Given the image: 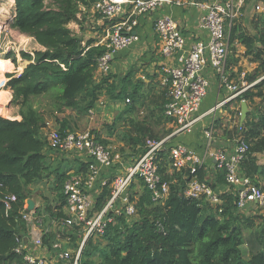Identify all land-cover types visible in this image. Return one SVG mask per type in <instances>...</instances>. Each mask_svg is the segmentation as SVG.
<instances>
[{
	"label": "trees",
	"instance_id": "1",
	"mask_svg": "<svg viewBox=\"0 0 264 264\" xmlns=\"http://www.w3.org/2000/svg\"><path fill=\"white\" fill-rule=\"evenodd\" d=\"M12 1L0 4L5 9L13 6V14L15 7L13 27L34 39L39 49L8 51L6 68L0 71V89L12 101L23 100L19 120L0 117V264H28L22 248L27 233L22 216L24 203L30 194L29 184L40 182L44 176H54L51 184L54 199L52 202L44 199L45 205L38 215L43 228L51 221L54 224L49 225L48 232L43 231L41 248L56 253L76 252L81 241L77 231L64 223L62 185L67 175L64 171L59 172L55 165L58 162L55 160L54 164L48 156L51 130L41 114L33 109L31 98L52 99L56 120L60 124L57 131L60 132H72L66 119L67 112L71 120L85 116L101 95L117 103L128 99L129 103L120 113L119 124L115 121L118 125L105 126L102 134L90 127L97 141L108 148L116 141L134 149L157 137L147 119H140L135 114L137 107L141 108L149 99L152 87L142 91L141 86L132 82H109V74L94 82L97 59L109 52L110 47L94 45L92 40L82 45V39L67 28L71 22L79 23L77 15L81 14V7L91 10L99 0ZM245 21L242 12L228 32L226 64L237 63V45H242L244 56L259 63L258 69L245 78L251 82L259 71L264 74V11L252 16L254 34H250ZM160 73L162 76L163 72ZM263 86L264 80L255 88L260 90ZM165 90L166 87L160 85L156 92L162 99L161 115L157 117L161 120H167L163 113ZM254 96L256 94L252 91L244 94L246 100ZM257 96H263L261 91ZM132 108L134 110L130 113ZM263 132L264 116L257 123H250L246 118L241 127L234 130L235 135L246 133L245 141L249 145L248 155L240 163V172L250 178L258 192L264 195V164L255 156L264 151V137L255 140ZM171 163L167 154H162V179L175 180L165 203H152L149 192L144 189L137 203L139 217H115L103 235L95 241L91 238L85 241L78 264H96L91 259L94 256L101 258L97 264H264V227L259 229L258 236L252 235L254 239L250 236L246 240L240 228V224L250 226L255 218H262L261 215L250 218L238 211L234 194H229L224 205L215 209L204 199L178 201L176 194L184 185V179L182 174L168 173L172 170L169 168ZM203 171L204 167L199 169L200 179ZM223 178L222 175L217 179L216 186L224 183ZM8 194L15 195L16 202L6 217L4 199ZM106 201V193H100L98 209ZM102 243H105L103 247L100 246Z\"/></svg>",
	"mask_w": 264,
	"mask_h": 264
},
{
	"label": "built area",
	"instance_id": "2",
	"mask_svg": "<svg viewBox=\"0 0 264 264\" xmlns=\"http://www.w3.org/2000/svg\"><path fill=\"white\" fill-rule=\"evenodd\" d=\"M257 1L254 11L256 13L264 11V0ZM246 2L247 0H214L208 5H202L199 25L207 33V40L191 43L186 51L184 50L185 41L178 30V25L171 17L159 16L153 21V29L160 39L162 57L177 63L163 66L161 68L163 75L160 78V85L166 87L163 95V113L170 122L172 131L164 138L146 140L125 172L116 174L111 179L99 180L98 185L109 190L108 199L101 209L97 210V203H94L89 191L98 180L99 166L109 167L118 164L121 162L120 155L112 148L100 144L91 128L77 132L51 131L50 145L54 149L61 153L77 152L90 161L87 163V174L71 175L62 185L64 223L77 231L81 241L76 252L70 250L57 252L56 259L59 263L78 264L85 241L88 238L103 235L115 217L123 216L127 219L139 217L137 203L142 194L139 193L136 197L133 192H130L134 179L149 192L152 203L161 205L165 203L175 180L162 179L160 157L164 153L172 162L169 164L172 170L168 173L182 174L184 179V185L176 194L178 201L204 199L212 206L219 202L211 185L198 176L199 169L203 166L201 157L183 144H175L172 140L179 135L191 134L203 117L211 115L216 109L232 100L237 99L239 104H245L244 94L256 84L246 81L231 84L225 75L228 32L232 26L236 25ZM128 3L133 7L130 14L136 16L160 11L172 1L99 0L94 6V11L102 18L115 21L108 38L112 52L129 49L135 40L131 33L134 22L130 21L129 17L123 16L124 7ZM176 5L181 3L176 2ZM178 51H182L179 57L176 56ZM111 59L110 52L98 57L97 70L101 75L110 73ZM206 68L213 76L215 75L219 85L229 91V95L207 113L202 114L201 106L210 86V80L205 75ZM126 102L129 101L126 100ZM204 138L209 147L212 142L211 129L204 131ZM248 151V143L241 139L232 153H227L223 149L206 152V157L213 160L216 170L223 175L225 183L234 187L235 205L237 210L243 213L251 205L255 209L264 207V195L258 192L257 186L250 178L240 174V163L247 157ZM0 187H2L1 184ZM15 202V195L5 196L4 216H8L11 205ZM30 205L35 208L31 202ZM30 205H28V211H25L24 205L22 215L28 235L39 232L42 228L41 217H32ZM25 260L28 264H46L43 260L32 256H25Z\"/></svg>",
	"mask_w": 264,
	"mask_h": 264
},
{
	"label": "crops",
	"instance_id": "3",
	"mask_svg": "<svg viewBox=\"0 0 264 264\" xmlns=\"http://www.w3.org/2000/svg\"><path fill=\"white\" fill-rule=\"evenodd\" d=\"M12 1V0H11ZM172 3L168 6L163 7L160 11L155 13L145 14V15H134L132 16L133 7L130 3L126 4L124 7L123 16L129 17L130 21L134 22L132 27V35L135 38L134 42L130 46L129 49L126 50H116L112 52L111 48L109 50L112 59H111V70L109 76L111 77L109 82L114 81L115 83H123V82H132L134 84H138L139 87L141 86V90L148 89L147 87H152L149 89V96H153L151 98L156 99L158 101L160 98L156 94L157 88L160 86V78L161 76V68L163 66H167L168 64H177L174 63L173 60L164 59L161 55L160 47V39L158 34L153 29V21L159 16H169L171 17L176 23L180 34L182 35L185 41V51L188 50L191 43L197 41L207 40V33L200 27L199 25V17L202 14L201 6L208 5L212 3L214 0H170ZM13 2V1H12ZM176 2H180L181 5H176ZM257 0H247L246 5L242 8L241 13L243 12V16L246 17L245 26L248 28L250 34H254L253 30V23L251 22L252 16L256 14L254 11V7L257 4ZM194 3V5H192ZM14 5V4H13ZM10 8L13 12V6ZM83 13L78 14L77 18L79 23L71 22L67 25V28L72 32V34L78 36L82 39L81 44L85 45L87 41L92 40L94 41V45H106L109 46L108 38L110 32L113 28V23L110 19L102 18L99 14L94 11V7L91 10L85 11L82 10ZM263 12V11H262ZM240 13V15H241ZM261 13V12H259ZM14 14H15V7H14ZM39 49L38 44L35 42L34 39L28 37V50H37ZM244 47L242 45H237L236 50V58L238 59L236 64H226V73L229 82L231 84H239L241 81L248 82L245 78L246 76L250 75L253 71L258 69L259 63L253 60L252 57H245L244 56ZM182 54V51L176 52V56L179 57ZM229 55V51H228ZM172 61V62H171ZM171 62V63H170ZM205 75L208 76L210 80V86L208 89V94L204 99L202 106H201V113H207L211 108H213L216 104L223 101L228 95L229 91L225 87H221L216 80L215 75L213 76L211 71L206 68ZM103 75L99 73L98 70L94 73V82L101 81ZM262 80H264V74L262 72H258L255 76L254 80L248 83H256L255 85L259 84ZM127 82V84H128ZM159 85V86H158ZM255 85L252 86L251 90L256 94L251 99L246 100V115L245 119L247 118L250 123H257L259 118L264 116V86L262 89L255 88ZM129 90H131L129 88ZM261 91L263 94L262 97L257 96V94ZM145 94V93H144ZM96 101L92 110L88 111L85 116L92 115V117L97 119V122H89V126L92 129L97 130L99 134L104 132V128L107 125H111L113 122L117 120V117L120 116V113L123 112L125 109L126 104L129 102L125 101L117 103L110 101L106 96ZM129 101V100H128ZM157 102V101H156ZM162 99L160 101L161 105ZM159 103V102H158ZM149 103L146 102L144 106L141 108L147 107ZM119 108V109H118ZM161 108V107H160ZM114 110L109 124H106L108 120V112L110 110ZM137 109H139L137 107ZM136 109V111H137ZM135 114H137L135 112ZM82 116V117H85ZM81 116H76L72 120L66 118L68 122L71 121V125L75 122L79 121ZM89 118V117H88ZM242 118V104L238 103V100H232V102H228L222 107L216 109L211 115L203 117L201 123L196 127L191 134H183L175 137L172 142L177 144H183L191 152L195 153L196 155L200 156L203 160L204 171L202 172L201 180L213 186H215L214 192L217 195L219 202L214 206H223L225 203V199L228 197L229 194H234V187L232 185H228L223 180V184H219L216 186V181L222 175L218 172L214 166V162L211 158L206 157V152L208 151H216L218 149H223L227 153H232L234 148L236 147L239 140L243 139L246 140V133H241L238 135L234 134L235 128H239L242 125L241 122ZM45 119V118H44ZM141 119V118H140ZM244 119V120H245ZM46 120V119H45ZM167 125L168 128L171 129V124L167 120L162 119ZM160 119H156V121H161ZM47 121V120H46ZM54 121L57 124L49 125L48 129L51 131L52 128L60 124L57 122L56 118ZM147 122L151 125L153 130L152 124L154 122H150L147 119ZM159 124V123H157ZM57 128V129H58ZM211 129L212 132V142L207 147L206 140L204 138V131ZM172 131V130H171ZM165 135L164 137H166ZM162 137V138H164ZM264 137V132L260 134L255 140H259L260 138ZM161 139V138H159ZM247 142V141H246ZM117 143L116 141L112 142V145ZM248 143V142H247ZM118 146H121L127 150V155L124 159H121V162L118 164L111 165L109 167L99 166L100 170L98 172V180H96V184L90 189L89 193L93 196L94 203H97L98 197L100 193L109 194V190L106 188L100 187L98 185L99 180L102 178H109L111 179L114 175L123 173L127 170V167L131 160L137 156L138 152H140L141 147L131 148L130 146L124 145L122 143H117ZM49 158L51 161L55 160L57 162L63 160H76L80 161L78 166L73 167L72 169L65 170L64 172L67 175V178L71 175L77 174H87L88 167L87 163L90 161L85 159V157L77 152H65L61 153L57 151L51 146V149L47 151ZM66 156V158H65ZM256 158L264 164V151L261 150L260 152L256 153ZM206 157V158H205ZM161 158V157H160ZM56 167L59 166L58 163L55 164ZM60 172V171H59ZM241 174V172H240ZM51 176V175H50ZM53 176V174H52ZM242 176V174H241ZM54 177V176H53ZM48 178L44 176L43 179L38 183H30L29 185H36L39 183L46 184V191L48 192L47 195L42 194V201L41 206L38 208L39 205H35V208L30 205V198L26 199L25 211H28V205L31 206V215L32 217H37L38 214L42 213V207L45 205L44 199H48L49 201H53L54 196L51 193L52 187V179L49 180L45 179ZM44 180V181H43ZM137 185L141 187L142 193L144 188L142 187L141 183L134 179L133 183L130 188V192H132V187ZM29 186V187H30ZM134 191V190H133ZM139 192V190H136ZM142 194L141 192H139ZM106 197V196H105ZM108 199V198H107ZM99 210V209H97ZM258 209H255L253 205L249 206L245 211L244 214L247 217H254ZM64 215H65V211ZM46 215L43 214L45 218ZM262 217V215H261ZM263 218V217H262ZM255 220V219H254ZM53 221L51 223H46L44 228L42 227L39 232H36L32 235L26 234V238L23 245V250L26 252V256H32L35 259L43 260L46 264L51 262L59 263L56 259V252L51 251H44L41 248V237L43 235V231L48 232L50 230L49 225H53ZM264 224V223H262ZM67 228V227H66ZM69 230V228H67ZM57 245V244H56ZM55 248V246H54Z\"/></svg>",
	"mask_w": 264,
	"mask_h": 264
},
{
	"label": "rangeland",
	"instance_id": "4",
	"mask_svg": "<svg viewBox=\"0 0 264 264\" xmlns=\"http://www.w3.org/2000/svg\"><path fill=\"white\" fill-rule=\"evenodd\" d=\"M2 1H10V0H0V2ZM14 4V3H13ZM12 7V6H11ZM0 8H3L0 4ZM5 11H3L2 14H4L5 12H10L12 15L11 16H1L0 15V46H3V48L1 47L0 50V71H3L6 68V53L10 50L12 51H20V50H28V36L25 34L20 33L16 28L13 27V19L15 17V14H13L12 9L11 8H3ZM87 11L85 8L81 7L80 11L81 13H83L82 10ZM69 29V28H68ZM6 43V44H5ZM4 44V45H3ZM5 55V56H4ZM102 96V95H101ZM153 97V96H151ZM149 97V99L147 100V102L149 103L147 105V107L145 106V108H139L136 111V116L138 118H143L145 117L146 119H149V121L152 123L153 126V133L154 135L157 137V139L164 137L165 135H168L171 132V129L168 128V125L162 120L161 121H156L157 117H160L161 115V105H160V101L161 99L158 101L157 97H155L156 99H153ZM104 98V95L103 97ZM160 98V97H158ZM33 109H35L37 112H39L42 116V118L44 119V122L47 124L50 123L49 125H53V124H57L54 121V118H56V109L55 107H53V101L50 97H38V98H31L30 99ZM157 101V102H156ZM159 102V103H158ZM119 109V108H118ZM23 110V100L19 99L17 101H12L11 98L6 94V92L2 89H0V117L2 118H7V119H12V120H19L20 119V111ZM133 108L132 110H130V113L133 112ZM114 110H110V112H108L109 116H108V120L106 121V124H109L110 121H112L111 116L113 114ZM68 112L66 113V117L68 118ZM151 114V116H149ZM89 117V118H88ZM69 120L71 119V116L68 118ZM119 117H117L116 122H118ZM161 120V119H160ZM97 122V119H95V117L93 118L92 115L90 116H85L82 117L79 121L75 122L73 125H71V121L69 122L70 126H71V130L72 132H77V131H82L84 129L90 128L89 126V122ZM116 122H113L112 124H118ZM159 123V124H157ZM111 124V125H112ZM58 125L54 126L52 128L53 131H57ZM105 129V128H104ZM103 129V130H104ZM111 148L114 152L118 153L121 157V159H124L127 155V150L121 146H118L117 143L111 145ZM66 158V156H65ZM80 163V161H76V160H63V161H59L58 162V166H59V171H65V170H69L72 169L75 166H78ZM49 180L53 178V176H49L48 177ZM45 178V179H48ZM44 181V180H43ZM30 186V185H29ZM28 186V191L30 192L29 197L30 199H33L34 203L39 205L38 208L41 206V201H42V194L47 195V191H46V184L45 183H39L36 185H31L30 187ZM134 190V191H133ZM139 190V192L142 193V189L141 187L134 185L132 187V192L134 193V195L136 197H138L139 192L136 191ZM217 207L220 206H213L212 208L215 209ZM254 215H262L263 218H255L253 224H251L250 226H246V225H241L240 224V228H241V233L244 236V239H248L250 236L251 239H254L255 236L259 235L260 232V228L263 226L264 227V207H261L258 209L257 213ZM254 218V217H253ZM254 237H253V236ZM79 238L81 239V236H79ZM249 238V239H250ZM91 239L93 241H95L97 239V237H91ZM183 242V240L181 241ZM105 245V243H102L100 246L103 247ZM184 244L181 243L182 248H184L183 246ZM92 260L95 261V263L97 264L98 262H100L101 258L94 256L91 258Z\"/></svg>",
	"mask_w": 264,
	"mask_h": 264
},
{
	"label": "water",
	"instance_id": "5",
	"mask_svg": "<svg viewBox=\"0 0 264 264\" xmlns=\"http://www.w3.org/2000/svg\"><path fill=\"white\" fill-rule=\"evenodd\" d=\"M245 115H246V106L244 104H242V118H241V122L244 121L245 119ZM31 200V203L36 205L34 202H33V199H30Z\"/></svg>",
	"mask_w": 264,
	"mask_h": 264
},
{
	"label": "bare ground",
	"instance_id": "6",
	"mask_svg": "<svg viewBox=\"0 0 264 264\" xmlns=\"http://www.w3.org/2000/svg\"><path fill=\"white\" fill-rule=\"evenodd\" d=\"M3 11H5L3 8H0V15L1 16H11L12 14L10 13V12H5L4 14H2L3 13ZM6 44V43H5ZM4 45V44H3ZM1 47L3 48V46H0V50H1ZM34 201V200H33Z\"/></svg>",
	"mask_w": 264,
	"mask_h": 264
},
{
	"label": "clouds",
	"instance_id": "7",
	"mask_svg": "<svg viewBox=\"0 0 264 264\" xmlns=\"http://www.w3.org/2000/svg\"><path fill=\"white\" fill-rule=\"evenodd\" d=\"M5 56V55H4ZM26 201V200H25ZM30 202H31V200H30Z\"/></svg>",
	"mask_w": 264,
	"mask_h": 264
}]
</instances>
